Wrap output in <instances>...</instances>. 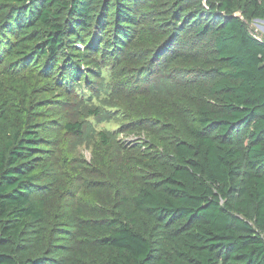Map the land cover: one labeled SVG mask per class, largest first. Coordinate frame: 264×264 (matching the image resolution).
I'll return each instance as SVG.
<instances>
[{
  "label": "trees",
  "instance_id": "obj_1",
  "mask_svg": "<svg viewBox=\"0 0 264 264\" xmlns=\"http://www.w3.org/2000/svg\"><path fill=\"white\" fill-rule=\"evenodd\" d=\"M256 20L264 0H0V264H264ZM108 66L113 86L102 76ZM84 72L98 78L86 93ZM190 73L207 79L211 101L188 124L159 121L166 140L151 144L157 155L144 160L141 183L118 177L92 218H74L82 208L66 222L52 215L37 162L53 116L38 104L66 101L62 127L74 148L96 142L118 152L122 130L96 126L154 124L135 104L172 103L185 92L176 75Z\"/></svg>",
  "mask_w": 264,
  "mask_h": 264
},
{
  "label": "rangeland",
  "instance_id": "obj_2",
  "mask_svg": "<svg viewBox=\"0 0 264 264\" xmlns=\"http://www.w3.org/2000/svg\"><path fill=\"white\" fill-rule=\"evenodd\" d=\"M249 28L257 37L264 39V21H252ZM80 47L78 46V50L81 53L83 49ZM97 56L99 53L95 56L96 60ZM82 63L83 69L90 67L88 63ZM109 65H114L112 57H110ZM90 73L84 72L80 77L81 89L85 93L87 89H95L98 84V78L92 77ZM111 75L115 80L114 72L108 66L102 72L108 86L116 83V80L113 82L110 78ZM175 82L183 87L185 92L182 97L176 98L172 103L158 106L148 102L135 104V111H140L136 116L146 120L155 119L154 124L146 122L145 126L135 127L131 123L128 127L129 121L119 118L96 126L97 130L105 129L113 133L122 130L117 135L118 152L96 142L89 148L84 146L74 148L70 137L62 127L69 113V105L65 104L66 101H58L60 103L56 106H48L52 103L48 100L38 104V108L48 107L45 111H49L53 116V122L48 119L47 125L44 124L48 131L43 134V137L47 142L37 162L38 180L43 185L41 196L46 199L48 211L52 215L60 216L63 222H66L70 221L66 216H70L73 209L82 208V213H74L73 217L92 218L94 213L107 209L111 198L110 193L118 177H121L120 181L125 182L129 187H135L141 183L143 179L141 177L148 169L144 160L157 155V149L151 144H157L155 139L166 140L162 137L164 134L156 127L159 121L167 115L173 119L176 117L181 124H188L197 104L211 101L204 91L207 79L203 75L194 73L176 75ZM46 96L49 95L46 94ZM39 98L40 96L35 94L32 100H39ZM120 110L125 115L128 114L124 107ZM169 117L163 121L166 122ZM122 126L127 128L122 129Z\"/></svg>",
  "mask_w": 264,
  "mask_h": 264
},
{
  "label": "water",
  "instance_id": "obj_3",
  "mask_svg": "<svg viewBox=\"0 0 264 264\" xmlns=\"http://www.w3.org/2000/svg\"><path fill=\"white\" fill-rule=\"evenodd\" d=\"M256 21H261V20H256Z\"/></svg>",
  "mask_w": 264,
  "mask_h": 264
}]
</instances>
